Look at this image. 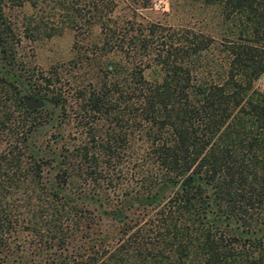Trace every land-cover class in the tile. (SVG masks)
Instances as JSON below:
<instances>
[{
  "label": "trees",
  "instance_id": "trees-1",
  "mask_svg": "<svg viewBox=\"0 0 264 264\" xmlns=\"http://www.w3.org/2000/svg\"><path fill=\"white\" fill-rule=\"evenodd\" d=\"M184 2L213 32L150 0H0V264H264V0ZM25 3L32 37L92 34L67 71L24 67Z\"/></svg>",
  "mask_w": 264,
  "mask_h": 264
},
{
  "label": "rangeland",
  "instance_id": "rangeland-1",
  "mask_svg": "<svg viewBox=\"0 0 264 264\" xmlns=\"http://www.w3.org/2000/svg\"><path fill=\"white\" fill-rule=\"evenodd\" d=\"M125 2H119L117 9L125 8ZM41 15L44 22H51L50 17L46 16L45 10L34 11L28 3L21 6H13L6 9V19L10 22L13 30L17 32L19 41L16 44L24 67L28 71H33L34 75L40 71L43 73L51 69L68 70L67 60L74 56L75 47H82L92 34L84 28L83 33H77L74 29L61 25L60 28L51 35H44L42 32L38 36H30L25 28L26 16L33 17ZM215 10L210 7H201L195 3H186L184 0H150L149 6L141 9V15L150 20H157L166 24H189L196 30L203 32H213L215 28ZM37 20V19H35ZM31 20V23H35ZM59 24V22H57ZM95 32V28H92ZM74 34H76V43L73 44ZM257 87L264 86V73L254 81ZM65 90L68 86L63 87ZM43 103L39 107H45L48 103L42 99ZM37 107V108H39ZM50 108V107H48ZM55 128L50 123H45L33 134L34 142H46L51 140ZM66 133V129H64Z\"/></svg>",
  "mask_w": 264,
  "mask_h": 264
},
{
  "label": "water",
  "instance_id": "water-1",
  "mask_svg": "<svg viewBox=\"0 0 264 264\" xmlns=\"http://www.w3.org/2000/svg\"><path fill=\"white\" fill-rule=\"evenodd\" d=\"M23 101L27 108H35L42 105L43 101L41 98H35L32 96L24 95Z\"/></svg>",
  "mask_w": 264,
  "mask_h": 264
}]
</instances>
